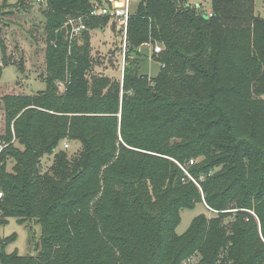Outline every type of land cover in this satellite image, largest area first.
<instances>
[{
	"label": "trees",
	"instance_id": "trees-1",
	"mask_svg": "<svg viewBox=\"0 0 264 264\" xmlns=\"http://www.w3.org/2000/svg\"><path fill=\"white\" fill-rule=\"evenodd\" d=\"M94 3L47 0L44 15L63 25L82 16L87 33L109 20L89 15ZM211 9L139 0L122 83L90 75L83 43L49 25L47 89L5 96L0 136L9 143L0 153V225L36 220L42 242L37 255L21 256L3 241L1 264H182L193 253L196 264H264V16L255 0H212ZM157 42L161 68L147 77L145 57L129 54ZM65 140L82 144L73 159L56 154ZM52 154L56 176L42 175ZM198 202L217 215L197 216L178 234L181 212Z\"/></svg>",
	"mask_w": 264,
	"mask_h": 264
},
{
	"label": "rangeland",
	"instance_id": "rangeland-1",
	"mask_svg": "<svg viewBox=\"0 0 264 264\" xmlns=\"http://www.w3.org/2000/svg\"><path fill=\"white\" fill-rule=\"evenodd\" d=\"M93 1L100 4H111L114 1L122 0ZM188 1L193 4H202L205 11L211 8V3L205 0ZM138 2L139 0L132 1V13L135 12ZM46 6L47 0H0V66L3 67L0 73V136L7 137L8 120L3 106L4 97L7 95H34L47 89L49 25H56V31H62L65 22L55 16L45 17ZM255 12L264 16V0H255ZM112 21L113 19L110 18L103 29L96 26L90 28L87 33L83 31L69 32V40L70 44L74 46H80L83 43L81 47L84 46V50L91 54L94 66L90 75L106 76L112 81L122 83L128 60L127 35L120 27L115 32L112 28ZM86 35L89 36V39L86 38ZM156 46L162 47V44L157 42L155 46L154 44L143 45L139 48L142 56L133 52L129 54L130 58L145 57V61L140 64L139 72L147 77L156 76L161 68L160 63L152 57L153 51L156 52ZM58 87L61 90L64 88L63 84H59ZM254 97L258 98L257 95ZM65 143H68L69 146L66 147ZM16 145L18 146L19 143L17 142ZM61 149L65 151H60ZM81 150V142L65 140L58 146L56 154L67 152V159H73ZM202 157H198L197 160L199 161ZM13 165V160L8 157L7 169L10 172L13 170ZM57 167H59V161L55 154L46 156L43 158L41 173L42 175L56 176L55 169ZM181 167L195 182L196 180L188 173L187 169L182 165ZM203 179L204 177H202ZM227 185H217V188ZM231 203L234 204V202ZM216 215L217 213L205 203L198 202L193 208H187L181 212V221L175 230L178 234H184L190 229L197 216L211 219ZM3 241L6 242L5 252L8 254L37 255L38 247L42 242V225L36 220H27L23 223L16 217H10L6 224L0 225V244ZM193 254L194 257L186 259L182 264H196L200 259V254Z\"/></svg>",
	"mask_w": 264,
	"mask_h": 264
},
{
	"label": "built area",
	"instance_id": "built-area-1",
	"mask_svg": "<svg viewBox=\"0 0 264 264\" xmlns=\"http://www.w3.org/2000/svg\"><path fill=\"white\" fill-rule=\"evenodd\" d=\"M40 1V0H39ZM133 0H122L114 1L113 3L100 4L95 2L92 5V9L89 13L90 16H107L113 19L112 22H116L117 29L118 27L123 28L124 32L127 30V24L129 17L131 15V6ZM207 2H212V0H205ZM209 16L212 15V9L206 11ZM69 32H81L88 28L84 17H73L69 18L67 24ZM162 49L161 46H156V52H160ZM9 143H4L0 138V153ZM65 146L68 147L69 144L65 143ZM2 197V191H0V198Z\"/></svg>",
	"mask_w": 264,
	"mask_h": 264
},
{
	"label": "water",
	"instance_id": "water-1",
	"mask_svg": "<svg viewBox=\"0 0 264 264\" xmlns=\"http://www.w3.org/2000/svg\"><path fill=\"white\" fill-rule=\"evenodd\" d=\"M202 4H199V6H201ZM112 28L113 30L116 32V22H112ZM62 33L63 35L67 38L68 37V34H69V28L67 25H65L63 28H62Z\"/></svg>",
	"mask_w": 264,
	"mask_h": 264
}]
</instances>
